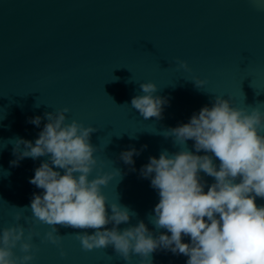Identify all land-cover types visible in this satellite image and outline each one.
Segmentation results:
<instances>
[{
  "label": "water",
  "instance_id": "water-1",
  "mask_svg": "<svg viewBox=\"0 0 264 264\" xmlns=\"http://www.w3.org/2000/svg\"><path fill=\"white\" fill-rule=\"evenodd\" d=\"M178 61H187L191 71ZM195 78L208 81L203 90ZM144 82L156 83L154 95L168 100L160 119L146 120L131 106L133 97L143 95ZM218 95L249 111L264 104V7L254 0H0V231L20 223L27 236L34 224L31 201L43 194L30 179L49 160L24 158L13 165L19 157L15 141L34 143L48 123L45 113L67 107L69 123L98 129L91 143L102 165L92 178L101 167L113 174L103 193L135 213L119 227L143 221L154 237L165 233L150 220L160 198L141 168L164 151H181L166 132L211 107ZM36 116L42 118L39 127L29 122ZM183 147L195 153L193 140ZM132 148L142 151L129 165L121 153ZM200 176L207 191L215 180ZM256 203L264 206V199ZM17 213L25 219L17 221ZM34 226L40 236L33 239L36 258L30 264H141V257L126 261L111 246L85 251L76 239L84 230L58 225L63 240L57 246L43 240L51 226ZM14 251L23 255L19 246ZM187 259L165 249L151 254L152 264Z\"/></svg>",
  "mask_w": 264,
  "mask_h": 264
},
{
  "label": "clouds",
  "instance_id": "clouds-1",
  "mask_svg": "<svg viewBox=\"0 0 264 264\" xmlns=\"http://www.w3.org/2000/svg\"><path fill=\"white\" fill-rule=\"evenodd\" d=\"M254 2L264 7L259 0ZM178 64L191 71L187 61ZM192 81L201 90L208 83L200 78ZM140 88L143 95L133 97L131 106L146 120L162 118L168 100L154 95L157 84L144 82ZM259 105L264 104L249 111L218 95L211 107H203L188 123L166 132L165 136L174 137L182 150L150 157L149 163L141 168L142 176L151 178V186L160 198L150 219L156 229L166 230L158 237L143 221L119 227L128 224L135 213L118 202L110 203L103 193L113 174L103 172L101 167L100 173L92 178L97 166L102 165L95 155L98 148L91 143V135L98 129L77 120L69 123L67 107L46 112L48 123L34 143L15 141L14 152H19V157L13 165L24 158L49 157L30 179L43 194H34L29 219L34 224L51 226L44 242L62 244L58 225L84 230L76 233V239L85 251L111 246L129 262L135 255L142 258L141 264H152L151 254L165 249L188 257L186 264H264V206L256 203L257 197L264 199V111ZM41 120L36 116L29 122L39 127ZM188 140L194 141L195 153L183 147ZM21 144L25 146L23 152ZM141 151L126 150L121 159L134 165V156ZM201 151L211 155L196 154ZM214 158L219 160L218 166ZM54 169L63 170V174ZM201 172L215 180L207 191ZM22 218L25 219L23 214L17 213L16 220ZM34 224L27 236L20 223L0 231V264H30L35 260L33 239L40 233ZM110 224L112 227H107ZM88 229L94 230L92 234ZM184 237H190V243H185ZM17 246L22 256L16 255ZM66 255L62 250L61 256Z\"/></svg>",
  "mask_w": 264,
  "mask_h": 264
}]
</instances>
